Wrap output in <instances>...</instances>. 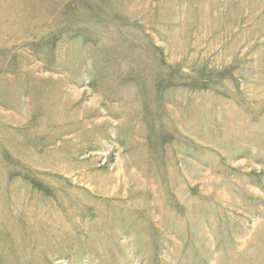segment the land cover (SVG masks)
<instances>
[{
	"label": "rangeland",
	"instance_id": "374dc122",
	"mask_svg": "<svg viewBox=\"0 0 264 264\" xmlns=\"http://www.w3.org/2000/svg\"><path fill=\"white\" fill-rule=\"evenodd\" d=\"M0 264H264V0H0Z\"/></svg>",
	"mask_w": 264,
	"mask_h": 264
}]
</instances>
